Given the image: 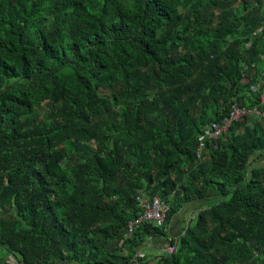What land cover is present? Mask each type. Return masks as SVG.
Masks as SVG:
<instances>
[{
  "label": "trees",
  "instance_id": "trees-1",
  "mask_svg": "<svg viewBox=\"0 0 264 264\" xmlns=\"http://www.w3.org/2000/svg\"><path fill=\"white\" fill-rule=\"evenodd\" d=\"M264 0H0V246L22 264H131L139 192L211 198L156 264H264ZM166 236V235H165ZM144 264H148L146 261Z\"/></svg>",
  "mask_w": 264,
  "mask_h": 264
},
{
  "label": "built area",
  "instance_id": "built-area-1",
  "mask_svg": "<svg viewBox=\"0 0 264 264\" xmlns=\"http://www.w3.org/2000/svg\"><path fill=\"white\" fill-rule=\"evenodd\" d=\"M264 61V56L262 57ZM262 82L255 87H251V92H258L260 99V106H254L247 108L241 106L239 103H233L227 115L219 122L211 127L205 128L202 133L197 137V153L200 157L207 147V143L217 141L224 135L235 122L242 120L245 117L264 118V93L260 91ZM139 203L142 209L141 215L129 222L127 226L126 238H130L140 228L145 225H153L157 229L166 228V219L168 212L170 211V205L162 200L160 197H154L151 199L145 196L141 191L139 192ZM175 252V247L171 246L162 251L164 255H172ZM146 258L140 254L134 256V260L131 264H144Z\"/></svg>",
  "mask_w": 264,
  "mask_h": 264
},
{
  "label": "crops",
  "instance_id": "crops-1",
  "mask_svg": "<svg viewBox=\"0 0 264 264\" xmlns=\"http://www.w3.org/2000/svg\"><path fill=\"white\" fill-rule=\"evenodd\" d=\"M211 198L193 201L184 207L166 226L165 235L156 237H148L144 244L138 249L136 254L144 256L148 264H156L163 254L162 251L171 247L173 240L178 239L184 228L189 225L191 219L195 217L196 213L204 209V205H210L213 201ZM134 260V258H133ZM133 262V261H132ZM131 262V263H132ZM21 264L19 257L16 254L8 253L0 246V264ZM54 264H69L67 261H58Z\"/></svg>",
  "mask_w": 264,
  "mask_h": 264
},
{
  "label": "rangeland",
  "instance_id": "rangeland-1",
  "mask_svg": "<svg viewBox=\"0 0 264 264\" xmlns=\"http://www.w3.org/2000/svg\"><path fill=\"white\" fill-rule=\"evenodd\" d=\"M245 118H248V119H250V117H245ZM245 118H243V119H245ZM254 118H255V117H254ZM243 119H242V120H240V121H238V122H241V121H243ZM235 123H236V122H235ZM257 162H264V154L262 155V157H259V159H258V161H257ZM210 200H211V199H210ZM213 202H214V201H213ZM209 204H210V205H204V207H206V206H207V207H210V206H211L213 203H209ZM207 207H206V208H207ZM193 218H194V217H193ZM193 218H192V219H193ZM192 219H191V220H192Z\"/></svg>",
  "mask_w": 264,
  "mask_h": 264
},
{
  "label": "water",
  "instance_id": "water-1",
  "mask_svg": "<svg viewBox=\"0 0 264 264\" xmlns=\"http://www.w3.org/2000/svg\"><path fill=\"white\" fill-rule=\"evenodd\" d=\"M198 212H199V211H198ZM198 212H197V213H198ZM191 223H192V220L190 221L189 225H190ZM189 225H188V228H189ZM19 264H20V263H19ZM21 264H22V263H21Z\"/></svg>",
  "mask_w": 264,
  "mask_h": 264
}]
</instances>
